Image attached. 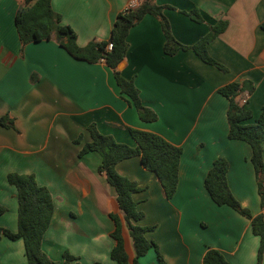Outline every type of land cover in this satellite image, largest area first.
Wrapping results in <instances>:
<instances>
[{
    "label": "crops",
    "instance_id": "obj_1",
    "mask_svg": "<svg viewBox=\"0 0 264 264\" xmlns=\"http://www.w3.org/2000/svg\"><path fill=\"white\" fill-rule=\"evenodd\" d=\"M23 0H0V227L17 226L16 188L8 173L33 174L47 187L54 209L42 238V250L56 264L67 251L81 264H115L111 232L117 216L128 264H202L206 250L221 252L229 264H255L259 238L250 219L227 205H217L204 187V177L218 158L228 161V186L252 216L262 214L251 148L228 138V100L218 88L250 81L253 89L245 107L253 123L264 105V0H154L162 7L174 39L191 46L216 20L227 22L223 32L206 44L209 56L225 70L203 62L191 48L174 54L163 50L165 37L158 19L144 14L128 30L127 49L119 63L121 75L132 80L143 105L157 115L142 121L120 93L110 68L101 60L87 62L70 56L54 40L21 45L14 15ZM139 0H51L60 23L76 33L84 46L107 40L118 12ZM197 8L203 21L184 12ZM242 95L236 99L241 103ZM134 146L129 128L161 135L181 148L176 189L165 198L157 179L139 156L116 163L120 174L139 190L132 198L143 213L140 225L151 247L136 258L124 213L116 194L97 172L100 157L78 152L90 140L87 126ZM263 163H264V142ZM135 261V262H134ZM22 240L0 237V264H25ZM261 264H264V248Z\"/></svg>",
    "mask_w": 264,
    "mask_h": 264
},
{
    "label": "trees",
    "instance_id": "obj_2",
    "mask_svg": "<svg viewBox=\"0 0 264 264\" xmlns=\"http://www.w3.org/2000/svg\"><path fill=\"white\" fill-rule=\"evenodd\" d=\"M154 15L161 26L165 37L163 50L166 54H174L178 49L191 48L193 52L205 63L214 65L219 69L226 68L212 59L206 44L224 31L227 22L218 19L209 26L207 33L191 46H185L177 42L170 32L167 19L162 13V7L154 0H139L134 7H127L115 16L110 36L107 40L92 39L84 46L76 42L75 31L67 24L60 23V14L51 7V0H23L14 15V25L21 45L30 42L54 40L70 56L87 62L103 61L111 70L114 81L124 95L126 101L131 104L138 117L145 122L157 119L156 113L142 104L138 90L132 80L124 78L118 70L119 63L124 59L127 49L126 36L132 27L144 14ZM192 20L203 21L197 8L184 12ZM264 31V21L260 24ZM111 43V49L106 46ZM253 89L250 81L230 82L218 88V92L228 100L226 118L228 124V138L246 142L251 148V163L254 168L260 207L264 208V105L253 123H242L251 117V112L236 97L249 95ZM13 121L7 115L0 116V125L12 126ZM90 140L81 147L78 156L93 152L100 157L97 172L104 175L106 182L113 188L116 201L124 213V219L128 228L135 257L144 255L151 247L155 249L157 260L162 258L156 244L147 239L145 233L152 226L138 224L143 213L137 208L132 198L133 193L139 190L133 180L120 175L115 165L119 161L139 156L143 167L152 172L157 179L165 198H170L176 189L178 169L181 156V148L171 144L161 135L129 128V133L134 141V146L117 142L111 135L101 134L93 124L87 126ZM228 161L218 157L213 162L204 177V187L210 198L217 205H227L239 214L250 219L251 230L259 238V246L256 255V263L261 264L264 248V220L261 213L252 216L248 209L243 207L232 194L226 179ZM7 181L16 188L17 197V226L15 231L0 227V237L8 239H20L23 243L25 264H56L42 250V238L49 225L54 209L53 199L47 187L39 185L33 174L8 173ZM2 210V208L0 207ZM0 210V211H1ZM114 222L111 236L114 245L110 250V257L115 264H128V257L124 249L121 236L120 222L117 216L110 215ZM135 262V261H134ZM62 264H81L78 259L64 251ZM93 264H100L94 262ZM202 264H229L225 257L214 248L206 250L202 257Z\"/></svg>",
    "mask_w": 264,
    "mask_h": 264
},
{
    "label": "built area",
    "instance_id": "obj_3",
    "mask_svg": "<svg viewBox=\"0 0 264 264\" xmlns=\"http://www.w3.org/2000/svg\"><path fill=\"white\" fill-rule=\"evenodd\" d=\"M129 7H134L133 4L129 5ZM111 43H108L107 46H106V49L107 50H110L111 49ZM247 97L248 95L247 94H244L243 97H242V104H245L246 100H247Z\"/></svg>",
    "mask_w": 264,
    "mask_h": 264
}]
</instances>
